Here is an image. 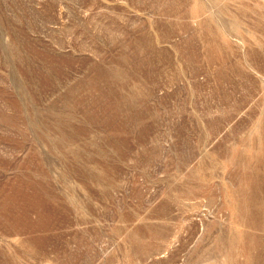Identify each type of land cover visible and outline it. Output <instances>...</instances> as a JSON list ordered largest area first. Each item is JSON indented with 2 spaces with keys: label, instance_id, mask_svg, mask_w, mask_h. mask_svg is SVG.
Masks as SVG:
<instances>
[{
  "label": "rangeland",
  "instance_id": "rangeland-1",
  "mask_svg": "<svg viewBox=\"0 0 264 264\" xmlns=\"http://www.w3.org/2000/svg\"><path fill=\"white\" fill-rule=\"evenodd\" d=\"M0 264H264V0H0Z\"/></svg>",
  "mask_w": 264,
  "mask_h": 264
}]
</instances>
